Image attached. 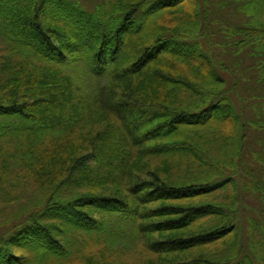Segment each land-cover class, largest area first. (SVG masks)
<instances>
[{"label":"trees","instance_id":"16d2710c","mask_svg":"<svg viewBox=\"0 0 264 264\" xmlns=\"http://www.w3.org/2000/svg\"><path fill=\"white\" fill-rule=\"evenodd\" d=\"M186 1L156 0L155 11L146 13L145 0H99L93 12L82 9L79 0H0V45L21 53L25 64L42 60L54 66L44 72L11 64L7 94L0 92V183H6L0 185V215L8 208L13 214L3 232L6 224L0 223V264H95L137 239L142 254L158 256V261L137 255L128 264H255L248 243L239 247L238 260L232 245L222 254L204 251L221 239H233L236 228L224 215L226 204L216 205L215 195L234 183L221 180L220 167L234 164L249 133L264 134V113L258 119L247 114L259 88L264 103V0H238L244 4L236 12L253 19L245 27L229 25L222 9L216 18L208 1L201 0L204 36L216 38V56L213 46L198 49L181 31L161 25L162 13H173ZM197 9L199 21L192 17L191 24L198 32V1ZM217 22L219 28L213 29ZM149 27L147 39L136 36L137 59L124 63L121 38L134 28L144 36ZM180 48L194 55L178 54ZM163 51L164 70L139 74ZM246 52L247 69L241 71L229 57ZM71 62L76 65L71 70L109 80L111 89L89 93L79 82L73 92L71 81L61 85L56 73L70 69ZM31 70L26 82L24 74ZM229 71L232 85L227 88ZM6 75H0V89ZM244 76L250 78L249 87L256 83L251 96L244 93L251 89H245ZM166 79L176 80L169 82L172 88ZM214 167L215 178L205 175V168ZM195 168L201 173L191 175ZM38 174L43 178L39 195L21 203L27 195L17 191L19 184ZM230 204L233 218L250 211L248 202ZM99 212L121 214L124 220L109 226L102 216L92 217ZM64 226L73 231L70 242ZM78 237L87 243L79 246ZM91 244L100 246L96 259L86 251ZM254 245L258 253L264 250L259 239Z\"/></svg>","mask_w":264,"mask_h":264},{"label":"rangeland","instance_id":"374dc122","mask_svg":"<svg viewBox=\"0 0 264 264\" xmlns=\"http://www.w3.org/2000/svg\"><path fill=\"white\" fill-rule=\"evenodd\" d=\"M98 1L99 0H79L78 3L82 7V9L87 10L89 12H93L95 8V3ZM155 1L156 0H145V4L147 8L146 13L155 11L154 7L151 6L155 3ZM197 1L199 3V13H200V17L202 20V22L199 25L200 27H199L198 32H197L198 27L194 30L193 25L191 24L192 17L196 21H199V16L197 13H195V11L198 12ZM197 1L196 0L186 1L182 3L173 13H169V14L167 12L162 13L164 15V21L161 22V25L166 27L168 30H170V32L181 31L180 35L182 38L186 40L187 44L190 45L192 43L196 45L198 49L205 50V47H206V49L209 50L208 47L213 46L215 49H213L212 52L216 56V46L213 45L216 43V38L215 40L214 39L208 40L204 36V34L206 33V29H205L206 19L203 18V15L201 14V0H197ZM207 1L210 6V7L208 6V8L211 10H214L215 12L214 16H216V18H218L216 10L222 9L223 14L227 16V20L228 22H230L229 25L245 27L247 26V22H253L252 18L246 19L245 16H243L241 13L236 12L238 7L243 6L244 1H240V2L238 0H207ZM224 4H225V8H222ZM153 18H156V17H153ZM185 24H187V26H185ZM216 25H217V28H219V23L217 22V24L215 23L214 25H212L213 29L214 28L216 29ZM176 26H178L179 30L176 28ZM248 27H250V25H248ZM148 30H149L148 34H145L143 36L137 33V28H134L126 38H121L120 40L121 49H122L121 57L124 63L129 62L131 64L135 59H137V56H139V48L135 44L136 36L139 37L138 38L139 40L147 39L149 33H152L150 32L151 30L150 27L148 28ZM209 42H211L212 45H210ZM260 42H264V39H261ZM194 47H191V50L195 51L196 48L194 49ZM252 47H254V45ZM191 50H184L180 48L179 49L180 53L178 54L183 53V54L192 56L194 54H193V51ZM166 52L167 51H163L162 53H160L158 55V58L153 62L152 67L150 65L149 68L142 69L139 74L141 73L145 74L147 69L158 71L159 73L161 72L159 69L164 70L165 67L162 65H165V64L162 62L161 59H162V56L166 54ZM248 55H249V52L243 53L241 56H238V57H229L227 56V54H225L223 57H229L230 61L233 63L237 64L238 62L237 65L238 67H240L239 69L242 71L244 69H247ZM26 61L27 60L24 58V56L21 53L18 54L17 52L13 51L12 48H9L6 45H0V75L7 73L6 77L1 79L3 86L1 87L0 92L4 91V94L5 95L7 94L5 91V88L7 87V85L5 84V81H6L5 79L8 77V75L12 73L11 69L13 68H11V64L14 65L17 63L18 66H20V68L24 70L28 68L32 69V66H35L34 68H36L38 71L44 70L45 72L46 67H50L49 72L53 71L50 69L54 66L46 65V62H43L42 60L33 61L34 63L28 62L27 64H25ZM71 63H69V66H68L70 69L61 68L60 71L56 73V76H58L60 80L63 79L61 85L66 84L67 83L66 81H71L72 86L74 87L73 92H76L77 87L75 85L79 84V82L81 84H86L85 89L89 93L91 92L96 93L94 90L101 92V91H106V90L111 89L109 88L110 86L109 80L106 81V79H101V78L94 80L91 78L92 76L86 75L85 72L82 73L80 70L79 72L71 70L76 66L74 65V63L72 64ZM127 70L130 71L129 67H127ZM22 72L20 73L21 75H22ZM246 72L247 73H245V75L251 76V72L249 70H247ZM237 73H239V70L237 71ZM24 75L25 76L23 78H25V81L27 82L29 75H32V70L28 74H24ZM85 75L91 78V80L89 79L88 81H86L87 79H85ZM167 77H170V76L168 75ZM243 78L246 84L245 89H250L251 87H249V82H248L250 81V78H247L246 76H244ZM224 79H226L227 81L226 82L227 88H230L232 85V82H231L232 77L230 76V71L227 73ZM76 80L78 81V83H76ZM166 81L172 88L173 85H171V83L169 82L176 81V80H169L168 82V79H166ZM254 84L256 83L253 80L252 85H251L252 90L250 89L247 92H244L247 96H251L254 94V90H253ZM261 90L262 88H259V90L256 91L255 94L258 96V98L254 100L253 103L249 104V107L253 105V108H250V110L252 111L247 112V114L251 116V119H258L264 113V103H262L263 101L259 99ZM228 98H229L230 103L233 105V107L238 110L239 109L238 103L232 92H229ZM222 105L226 107L228 104H222ZM133 121L134 123H136L137 119ZM229 131L233 132V130L231 129H229ZM231 136H235V135L232 133ZM246 141H247V144H245L243 150H241V152L238 153V157L237 158L233 157L235 159L234 164L228 165L226 167H223V166L220 167V172L224 174L221 180H224L227 178L233 179L234 180L233 186L229 185L225 188L226 190L221 191L215 195L217 197L216 205H219L220 203L226 204V206L222 208L224 211V215L226 216V218L230 219L232 223L236 225L235 230H233L234 232L235 231L236 232L235 234L234 232L231 234L233 239L224 238V239L219 240L214 245L210 246L208 250H205L204 255L205 254H215V255L222 254V252L225 251V249L229 247V245H232V248L238 260L240 256L239 247L243 243H248L250 246L249 250L247 251L248 256H250L253 259V262L255 264L256 263L264 264V261H263L264 260V250H261L258 253L256 249V245H254L253 248L251 246L253 241H255L256 239H259L260 243L264 244V204L261 202L264 198V154L262 153L264 150V134L255 133L251 135V133H249V135H247ZM239 148H240V145L237 142H235L233 152L237 153ZM184 168L185 167H183V170L180 171L181 174L184 173L185 171ZM190 172H191L190 173L191 175L201 173V172H198V169L196 168L191 170ZM204 173L205 175L207 174V176H211L212 178H215L216 173H217L216 167H214L213 169L205 168ZM30 177H31V180L29 183H27L26 181H23L21 184H19V188L17 191L21 193H26L27 195V197L22 198L21 203L25 202L27 199H29L28 202L30 200H33V197H35V193L39 195V188L41 187L40 183L43 180V178H40L39 174L35 176H30ZM234 178H236V181ZM217 180L219 179H216V181ZM5 184H6L5 182L0 183V185H5ZM93 190L96 191V193L99 192V189L95 188ZM232 201L234 202V206L236 204H240V203L242 204V203L248 202L246 207H248L249 208L248 210L250 211L246 210L244 213L237 214V216L233 218L232 213H233L234 207L230 206L231 205L230 203H232ZM258 207L259 209L262 208V212L259 211L258 213H256L252 211L253 208H258ZM11 212H12V209L8 208L7 210H5L3 215H0V223L6 224V227L3 228L2 232L5 231V229L9 228L7 224L11 222L10 219L13 215L12 214L11 216H9ZM103 215H104L103 213L99 212V213H95L92 217L94 219H98L102 216L104 223L109 226L112 224H116V225L120 224L118 222V218L124 220L121 217V214L104 215L105 217ZM3 218H7V220ZM221 220H222L221 218L220 219L216 218L217 222ZM201 224L202 222H197L196 225L200 226ZM62 230L65 231L66 239L70 242V240L74 237V234L72 233L73 231L71 232L70 231L71 229H69L66 226L62 227ZM85 238H88V236ZM85 238L78 237V239H75V241L77 242L79 246H82L84 244ZM131 239H134V237H132ZM87 241L88 240L86 239L85 243H87ZM134 242H135L134 244L127 246L125 249L119 248L117 251L113 252V254L110 253L109 255H105L106 256L105 259L103 257L101 258V260L97 261L96 263L94 262V263L95 264H106L109 261H114L119 264H128L130 261L135 259L137 255L141 256L139 257L140 260H145V261L150 260V262H154V263L158 261V256L142 254L141 252L142 241L140 239L134 240ZM99 247L100 246L98 245L91 244L87 247L86 251L90 250L89 251L90 255L93 257V259H96L95 256H96L98 249H100ZM102 254L103 252L100 250L99 255H102ZM260 256H261V260H259ZM76 264H81V263L78 262Z\"/></svg>","mask_w":264,"mask_h":264}]
</instances>
